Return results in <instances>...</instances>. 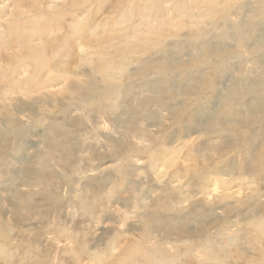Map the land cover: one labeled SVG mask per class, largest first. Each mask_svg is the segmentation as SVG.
<instances>
[{
    "label": "rangeland",
    "instance_id": "obj_1",
    "mask_svg": "<svg viewBox=\"0 0 264 264\" xmlns=\"http://www.w3.org/2000/svg\"><path fill=\"white\" fill-rule=\"evenodd\" d=\"M240 23L246 26L244 42L227 36L236 34ZM260 29L264 0H0V264H264V137H256L254 147L245 137H228L217 150L202 148L197 154L207 136L176 120L197 110L203 120L213 114L231 75L238 79L242 71L248 83L259 80L264 50L255 38ZM203 43L226 46L217 67L209 55L200 62L193 58L194 47ZM165 58L179 60L177 76L164 78L152 66ZM56 62L61 67L54 70ZM105 65L110 86L105 92L106 82H100L92 104L114 109L107 122L100 110L81 107L77 100L65 118L68 81L84 85L87 77L76 73ZM36 76L48 80L49 88L35 91ZM148 85L198 91L192 98L163 95L172 106L185 103L177 105L174 117L151 106L158 119L150 122L147 136L162 141L175 132L174 144L158 140L155 147L139 140L135 153L115 160L113 145L104 138L114 135V111L120 113L117 105L136 90L139 97L148 95ZM213 92L218 93L214 99ZM262 118L264 111L256 119ZM244 121L248 136L264 130ZM50 122L68 129L65 139L75 149L71 157L57 149L62 136L54 137V146L45 139ZM15 123L24 127L18 138L11 129L6 132ZM160 126L167 131L160 134ZM23 169L29 171L25 178ZM172 175L175 183L164 195ZM34 179L38 186L31 185ZM156 211L187 215L194 238L175 232L157 251L156 241L166 235L156 233L154 219L145 216ZM145 238L148 248L131 247Z\"/></svg>",
    "mask_w": 264,
    "mask_h": 264
},
{
    "label": "bare ground",
    "instance_id": "obj_2",
    "mask_svg": "<svg viewBox=\"0 0 264 264\" xmlns=\"http://www.w3.org/2000/svg\"><path fill=\"white\" fill-rule=\"evenodd\" d=\"M247 13L253 14L250 11H248ZM93 22H94V24H96V21H93ZM236 28H237V30L235 32L236 34H229L228 33L227 36L231 40H236L237 39L238 42L239 41L240 42H244L245 37H246V32H244V29L246 28V26L243 25L242 23H240V24H238L236 26ZM50 32H51V30H50ZM37 36H39V34H37ZM35 39H37V38H35ZM36 41H38V39ZM255 43H257L256 47L259 50H264V30L263 29H260L258 31V34H257V36L255 38ZM66 45H68V42L66 43ZM225 47L224 46H222V47L214 46L212 43H203L201 45H197L196 47H194V52L196 53V55H193L194 56L193 58L197 62L198 61L200 62L201 59H203V58H205V57H207L209 55L210 59L215 60L213 62V64L216 66L217 65L216 64L217 61L218 60H222L221 57H223L222 54H223V51H224ZM180 56H182V55H180ZM62 64H65V62H62ZM105 66L106 67H104L103 70L99 69V68H92V69H90V71H81L78 74L76 73V75H81V76L85 75L87 77V81H86V83H84V85H79V84H76V83H74L72 81H68L67 89L70 92V96L65 99L67 102L64 103L65 105L62 106L64 108L61 111V114L64 115L65 118H68V116L70 114V111H72L71 110L72 106H73L72 102L77 100V101H80L79 104H80L81 107L89 108L90 110H92L94 112H98L100 110L103 113L104 117H106V122H107V117L109 118L108 114L111 113V111L113 112L114 109L110 108V111H109L108 107L107 108L104 107V105L106 103L97 104V105L92 104V102L94 101V96H95L94 92H98L100 90V87H101L100 86V82H102V81L106 82V84H104L106 86L104 88L105 92H107V89L109 88L107 86H110L107 83L108 80H110L109 77H108V73H109L110 70H109V67L107 65H105ZM152 66H155V69L158 71L157 73L158 74L160 73L161 75H163L164 78H167L168 76L169 77L170 76H177V74H176L177 70H179L181 68V64H180L179 60H172L171 58H165L164 60H161L160 62H158L157 64L152 65ZM152 66H149V67H152ZM60 67H61V62H56V64L53 66L54 70L56 68H60ZM239 70H241V69H239ZM259 70H260V78H259V80L258 81H253L251 83H248V81L244 80L243 77H244L245 73H242V71L241 72L240 71H235V72H238V73L240 72L241 73L240 77L238 79L235 78V74L229 76L228 77V80L230 78L229 84L224 86V88L222 90V92L227 93V95L223 97L222 101H220L219 106L216 103L217 104L216 105L217 109H215L213 111V114L205 115V120L201 119L200 115H203V114L198 115V110L197 111H191V113H189V117L187 119H185V120L176 119L178 121H181L180 124L182 126L184 124H190V127H192L193 130L194 129L196 130V132H195L196 134H198L199 131H202L203 134L207 136L208 142L203 143L197 149V151H196L197 154L201 153L200 151H201L202 148H205V150H217L219 147H221V145H225V144L228 143L227 142V138L228 137H230V138H234V136L236 138L245 137V139H247L248 141L252 142L251 145H250L252 147L256 146V145H253V140L256 137H258V136H263L264 137V130L260 131V129H258L257 133H255L253 135H249V136L246 134V132L243 133V131L246 129L247 124H248V122L246 123V121H244V120H249L250 123L252 122L255 125H256V123H259L258 125H260V126L264 125V118H262V120L256 119L257 116H258V113L260 111L261 112L264 111V61L259 63ZM61 71H63V69H61ZM52 72H54V71H52ZM138 73H139L138 71L134 72V73H131V77L133 79L137 78V74ZM99 74L104 75L102 77V79H100V80L98 79L99 77L97 76ZM36 79H37V76H36ZM148 80H150V77L148 78ZM193 81H194L195 85L198 84V79L193 80ZM18 82H19V80H18ZM36 82H38V83L34 82L35 83L34 84V90L37 91V92L43 91V90H46V89L49 88V85H48L49 81L48 80L40 81V79H39ZM160 82H161V80L159 81V84H160ZM14 84H16V83L14 82ZM174 88H175V86H171V87H168V88L167 87L157 88L156 86L148 85V87H146V92L148 93V95H144L142 97H139V96H137L139 94V92H137V90H136L135 92L131 93L132 97L129 98L127 100V102L125 101L124 105L120 106V104L119 105L114 104L115 106L117 105V107L119 108L118 110L119 111L121 110V112L117 113L116 112L117 110L114 111L115 115H117L115 117V120H113L112 123H111V125H113V130H114L113 134L114 135H111L110 134L111 132H110L109 134L111 136H109V137H111V138L104 137L105 140L107 141V143L113 145V149H114V152H113V155H114L113 157L114 158L113 159L117 160V159L121 158L122 154H124V156H126L125 153L128 154L130 151H133L135 153V151H136L135 149L138 148V144H137L136 141H139V140L146 141V143L152 141V143H153L152 146L155 145V147H157V145H159V141H160L161 144H163V145L165 144L167 146L172 145V143L174 144L173 139H175L174 136H176L175 132L174 133H170V135L167 136V137L163 134V137L165 136L166 138H164V140H162V141L160 139H158V138H154V139L150 140V137L147 136L148 135V130L152 127V125H150V122L153 121L154 124H155V121L158 119L157 114H156L157 112L155 113L156 110L152 109L151 106L157 105L161 109H165L169 113V115L171 117L176 116V113H177V108L176 107H177V105H178V107H182V108L185 106V103L184 104L180 103V104H176V105H173V106L168 104V103H165L163 101V99H162L164 97L163 95H165V94H174L176 96H180V97H184V98H192V97H196L195 93H197V91H198L193 86H191V87H188V86L187 87H178L177 89H174ZM32 89H33V87H32ZM63 91L65 92V89ZM31 92H30V94H31ZM126 92L128 94L130 91L126 90ZM63 94L64 93H62V95ZM211 94L214 95L212 99H214L215 96L216 97L218 96L217 92H213ZM47 95H49V93ZM43 96H44V99H45V97L46 98H52L51 96L50 97H47L46 95H43ZM56 96H58V95L56 94ZM118 96H119V94H118ZM35 97H39V96H35ZM62 97H64V96H62ZM30 98H32V97H30ZM30 98H29V100H30ZM121 98H122V96H119L120 100H121ZM32 99H34V98H32ZM119 99H118V101H120ZM19 100H22V99H19ZM29 100L27 99V101H29ZM30 102H32V101L30 100ZM44 102H45V100H44ZM47 103H46V105H48ZM190 103H192V102L190 101L188 104H190ZM27 104L28 103H26V105ZM33 104L34 103L32 102V105ZM114 105H111L109 107H112ZM196 105L198 106V103H196ZM18 112L20 113V111H18ZM101 112H99V113H101ZM12 113L14 114V112H12ZM32 113H34V112H32ZM99 113H97V115ZM101 114H99V115H101ZM208 115H210V116H208ZM112 117H114V116H112ZM206 117H208V118H206ZM110 119H114V118H111V116H110ZM207 120H208V122H207ZM50 123H51L50 126H48L46 128V130L44 129V131H43L45 139L47 140V142H50L51 145L54 146V143H53L54 142V137L58 136V135L62 136L63 140L60 141V143L57 144V149L58 148L65 149L64 150L65 153L69 157H71L74 154L75 149L65 139V137L69 136L68 129L66 128V126L64 124H61L60 122H50ZM140 124L144 125V130L142 132L140 131V129H141L140 128ZM158 125H160V124L158 123ZM105 127H106V124H105ZM218 127H220V128H218ZM6 128H7L6 132L11 129L12 132L14 133V135L17 138L23 136V134H24V132H23V130H24L23 128L24 127L22 125H20V124L16 125V123H15L14 126H12L11 128H9V127H6ZM159 128H161L159 130L160 134L162 132H166L167 131L166 128H163L162 126H160ZM90 132H92V131H90ZM171 134H173L174 136L171 135ZM116 136H118L119 138L118 137L116 138ZM213 137H216L217 140L219 139L220 142L211 141ZM103 142L104 141H102L101 145L102 144L104 145ZM97 146H99V145H97ZM97 146L95 145L96 148H97ZM144 147H142V148H144ZM90 148H91V146L88 147V149H90ZM101 148H102V146H101ZM50 149H51L50 150L51 152H54L53 151L54 149L52 150V147H50ZM106 149L107 150L109 149L108 146L104 150H106ZM113 149H112V151H113ZM148 149H146L145 152ZM91 150H93V149H91ZM99 150H100V147H99ZM107 150H106V152H107ZM133 152H131V153H133ZM127 157L126 158L123 157V161H124L125 164L128 165L129 157H128V159H127ZM123 161H121V162L123 163ZM152 161H154V160H152ZM124 163H123V165H124ZM22 171H23L24 178H25V176L27 177L28 174H29L28 173L29 171L26 170V169H23ZM22 171H20V173H22ZM178 172H180V171L178 170ZM178 172H177V174H178ZM192 173H194V172H192ZM177 174H175V175H177ZM129 176H130V174H129ZM177 176H179V174ZM124 177H125V175H124ZM173 177H174V175H172V177H170V179L165 184V186H163L164 192L162 194L168 195L167 194V190H169V187L171 186L172 183L173 184L175 183V181H174L175 177L174 178ZM186 177H187V175H186ZM130 178L131 177H129V182L131 183L132 180ZM168 178H169V176H168ZM182 178H184V177H182ZM193 178H195V177H193ZM38 179H40V178H38ZM196 179L197 180H196L195 186H198V181H200L201 179L198 176H196ZM34 181L35 182L32 183L31 185L38 186L40 184L37 179H34ZM177 181L178 180H176V182ZM178 182H180V181H178ZM163 183H165V182H163ZM177 188H175V189L177 190ZM157 189H156V191H157ZM173 192H177V191H173ZM192 194L198 195L197 192H192ZM172 195H174V194H172ZM177 196H178V194H177ZM179 198H180V195H179ZM181 198L183 199L182 196H181ZM176 200H178V199H175V200L173 199L174 203H175ZM156 201H157V199H156ZM162 201H164V199ZM168 202L170 203V201H168ZM158 206H159V204H158ZM156 208H157V206H156ZM172 210H174V209L172 208ZM174 211H176V210H174ZM167 212L169 213V211H167ZM171 215H172V213H170V215H164V214H161V213H158V212L157 213H153L152 217L147 216V214L145 215L146 218H148L147 219L148 222L150 221L149 219H151V218L154 219V220L151 219L150 223H152V225L154 226V229H155L156 233H163V234L166 235L165 236L166 238L163 237L160 240L156 241L155 248H159V249H157V251L164 250V245L167 242L170 241L171 235H173L175 232H178L180 234V236L181 235L182 236H190V238H194L193 237L194 235L190 231V228L188 226L191 218H188L187 215H185V214H183L181 212H177V213H175L172 216ZM147 229H146V231L145 230L142 231L143 232V237H145L146 235L148 236V232L149 231H147ZM136 245L137 246H141L143 248H148L147 247L148 244L146 243V238L145 239H141V242L139 244H137V243L132 244L131 247H134ZM147 252H149V249H147Z\"/></svg>",
    "mask_w": 264,
    "mask_h": 264
}]
</instances>
